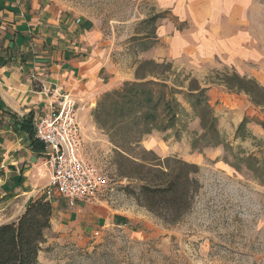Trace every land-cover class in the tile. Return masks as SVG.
<instances>
[{"label":"rangeland","instance_id":"rangeland-1","mask_svg":"<svg viewBox=\"0 0 264 264\" xmlns=\"http://www.w3.org/2000/svg\"><path fill=\"white\" fill-rule=\"evenodd\" d=\"M59 1L97 20L118 71L112 88L133 80L140 60L166 61L171 80L177 77L187 83L191 77L208 87L218 127L232 151L264 155L260 108L246 94L226 90L220 81L221 75L235 72L264 86V0H183L182 19L174 15L173 7L161 8L156 0ZM158 30L169 39L179 36L189 49L168 54L171 42L156 39ZM150 32L154 37L148 41L153 45L144 49L142 38ZM82 106L78 105V119L88 137L86 155L109 179L101 200L125 215L121 220L125 225H110L96 236L82 233L75 225L57 228L56 224L46 232L38 264H264V186L224 162L222 145L201 152L190 147L191 132L201 129L189 105L184 103L186 127L179 139L173 136L174 130L144 137L156 144L151 150L160 157L194 158L191 163L200 168L196 177L201 187L193 195L191 208L173 224L138 205L126 191L127 186L137 189L139 182L116 175L114 147L94 125L92 107L80 110ZM244 119V138H235ZM91 123L94 128L89 127ZM8 194L0 196V220L18 204ZM56 201L66 208L62 198Z\"/></svg>","mask_w":264,"mask_h":264},{"label":"crops","instance_id":"crops-1","mask_svg":"<svg viewBox=\"0 0 264 264\" xmlns=\"http://www.w3.org/2000/svg\"><path fill=\"white\" fill-rule=\"evenodd\" d=\"M156 2L161 8L173 7L174 15L183 18V0ZM157 35L156 39L171 42L168 54L175 56L177 50L189 49V44L180 42L175 34L169 39L158 30ZM117 80L118 71L94 17L82 15L59 0H0V196L9 193L12 200L18 201L16 210L6 214L0 224L16 219L29 199L42 196L41 190L48 183V174L39 164L42 149L32 144L25 130L18 129L28 116L34 119L43 112L47 96L41 86H57L70 93L80 100V110H84L93 107L100 94L111 89ZM84 135L86 149L88 137ZM142 145L147 149L156 146L145 138ZM186 160L196 161L190 157ZM102 197L73 205L65 202L66 208L51 201V227L75 225L82 233L93 234L110 225H125L120 220L125 215Z\"/></svg>","mask_w":264,"mask_h":264},{"label":"trees","instance_id":"trees-1","mask_svg":"<svg viewBox=\"0 0 264 264\" xmlns=\"http://www.w3.org/2000/svg\"><path fill=\"white\" fill-rule=\"evenodd\" d=\"M150 17V22L154 20ZM153 32L141 41L144 49L153 45ZM146 40V41H144ZM170 63L142 59L135 69V78L119 87L100 94L91 109L94 125L103 131L114 147L113 163L116 175L129 181H138L139 187H126L136 203L165 223H176L192 205L193 195L201 187L196 177L199 166L177 156L160 157L153 150L142 147L145 136L154 131L174 130L179 139L185 130L182 116L184 103L198 118L200 133L191 132L190 147L201 152L207 147L222 145L223 161L240 173L249 175L264 186V155L242 154L232 151L218 127V117L209 102L208 87L188 77L187 83L170 79ZM226 90L244 93L259 107L263 119L258 124L264 130V86L254 78L235 72L221 75ZM245 119L235 130V138L243 139ZM36 148L42 144L33 136V118L19 123ZM52 202L42 196L29 199L18 217L0 224V264H38V256L51 229ZM117 218V217H116ZM120 220H124L123 217Z\"/></svg>","mask_w":264,"mask_h":264},{"label":"built area","instance_id":"built-area-1","mask_svg":"<svg viewBox=\"0 0 264 264\" xmlns=\"http://www.w3.org/2000/svg\"><path fill=\"white\" fill-rule=\"evenodd\" d=\"M41 92L47 96L46 104L33 119V136L43 146L39 164L48 174L41 195L50 201L60 197L68 205L105 196L108 176L85 152V135L78 119L80 100L57 86L42 85Z\"/></svg>","mask_w":264,"mask_h":264}]
</instances>
